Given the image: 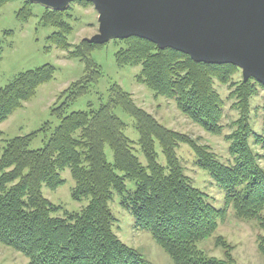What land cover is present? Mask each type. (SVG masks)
I'll return each instance as SVG.
<instances>
[{"label": "trees", "instance_id": "obj_1", "mask_svg": "<svg viewBox=\"0 0 264 264\" xmlns=\"http://www.w3.org/2000/svg\"><path fill=\"white\" fill-rule=\"evenodd\" d=\"M5 2L0 0V5ZM24 2L16 17L26 22L31 16L30 2ZM67 11L46 9L41 21L55 29L46 37L48 42L66 51L69 58L82 61L84 73L50 107V115L58 120L54 128L46 121L39 129L4 140L0 146V243L26 256L28 264H154L118 236L110 207L117 195L134 226L148 231L173 264H239L232 253L234 245L221 235L213 238L214 246L222 249L221 257L208 254L198 244L217 230L229 207L235 217L255 221L264 231V167L260 163L264 134L249 124L250 100L264 86L252 77L233 81L239 68L229 63L196 62L137 36L118 40L124 47L115 53V62L140 66L137 83L155 96L173 100L182 114L209 133L220 135L225 128L224 100L215 82L228 87L232 108L239 113L225 135L232 158L229 163L198 137L168 128L138 107L118 83L111 84L107 100L97 108L89 104L87 110L67 113L102 77L100 65L91 56L100 45L87 40L70 43ZM1 53L0 45V59ZM55 70L54 65L43 64L0 86V123L33 98L39 86L52 80ZM117 107L133 118L145 163L133 153L125 123L114 111ZM262 109L264 118V102ZM39 132L45 136L43 146L30 148ZM250 137L261 153L253 149ZM181 143L192 149L195 164L223 190V207L214 206L208 193L193 185L176 152ZM157 145L165 165L157 160ZM107 147L112 162L107 160ZM66 170L74 181L71 198L88 197L78 211L63 209L43 193L44 186L57 189L64 185ZM127 180L134 182V188L127 187ZM61 210L62 215H56ZM256 240L264 256V235L258 234Z\"/></svg>", "mask_w": 264, "mask_h": 264}, {"label": "rangeland", "instance_id": "obj_2", "mask_svg": "<svg viewBox=\"0 0 264 264\" xmlns=\"http://www.w3.org/2000/svg\"><path fill=\"white\" fill-rule=\"evenodd\" d=\"M24 1L29 0H7V2L0 5V45L2 47L0 86L7 84L18 73L43 64H52L56 70L54 78L39 86L33 98L24 102L22 108L0 123V146L5 143L4 140L18 135H26L39 129L46 121H51V126L54 128L58 124V120L50 115V107L58 102L59 94L71 82L81 78L84 73L82 61L78 58H69L66 51L55 48L46 39L55 30L52 26H45L41 21L46 9L49 8L29 1L30 3L27 5L31 16L26 22L17 19L16 13L24 7ZM80 1H72L66 8L59 10H68V15H70L65 17V20L72 28L68 36L72 45L79 43L81 40L88 41L98 32V13L93 5H87ZM118 40L121 39L113 38L102 44L96 43L100 47L92 50L91 56L100 65L102 77L91 86L87 94L77 99L67 108V113L87 110L89 104L93 108H97L101 102L107 100L111 84L118 83L131 96L138 107L151 113L163 125L190 134L193 137H198L201 143L209 145L221 161L224 163L231 162L232 158L228 152V142L225 135L231 129L230 123L238 118L239 113L232 108L233 99L228 98L230 93L228 87L215 82V87L224 100L222 123L225 128L220 135L209 133L182 114L173 100L163 96H155L152 90L143 84L137 83L136 75L140 71V66H121L115 62V53L124 47L123 42ZM241 78L242 72L239 69L235 72L233 81L238 83ZM263 102L264 90L260 89L251 98L249 109V124L253 131L260 134H264ZM114 111L125 123L124 133L130 140L133 153L139 157L142 163H145L143 154L137 144L139 136L134 127L133 118L120 107L115 108ZM44 139L43 132H39L31 141L30 148L42 147ZM249 142L253 149L262 152L258 146L253 144L252 137L249 138ZM156 152L158 162L165 165L164 156L158 145L156 146ZM176 152L186 169V173L191 177L193 185L208 193L214 206L223 207V190L211 180L206 170L195 164L192 149L187 144L181 143ZM106 155L107 160L112 162V151L108 147L106 148ZM260 163L264 167V158H261ZM62 177L65 179V184L57 189L44 186V195L52 202L61 205L63 209L69 211L80 210L88 203V197H84L79 201L73 200L71 189L74 186V181L69 171L63 172ZM126 184L128 188H134L132 180H127ZM110 207L116 218L114 228L123 242L139 249L154 264H173L168 254L155 242L148 231L134 226L132 215L121 207L117 195L111 201ZM262 213L264 214V209ZM56 215L61 216L62 210ZM258 234L264 235V231L257 227L255 221L238 219L235 217L232 208L229 207L225 220L219 224L217 230L210 237L200 242L198 246L208 254L221 257L223 256L222 249L216 248L213 241L214 236L221 235L234 245L232 253L239 264H264V256L259 253L257 248L256 238ZM0 264H28V259L20 252L0 243Z\"/></svg>", "mask_w": 264, "mask_h": 264}, {"label": "water", "instance_id": "obj_3", "mask_svg": "<svg viewBox=\"0 0 264 264\" xmlns=\"http://www.w3.org/2000/svg\"><path fill=\"white\" fill-rule=\"evenodd\" d=\"M63 10L72 1L29 0ZM98 13L88 41L137 36L196 62L229 63L264 86V0H85Z\"/></svg>", "mask_w": 264, "mask_h": 264}]
</instances>
